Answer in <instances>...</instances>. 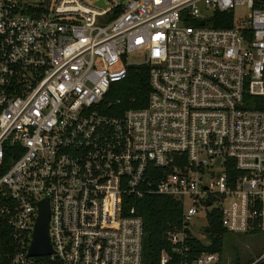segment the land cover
Returning a JSON list of instances; mask_svg holds the SVG:
<instances>
[{
	"label": "built area",
	"instance_id": "built-area-1",
	"mask_svg": "<svg viewBox=\"0 0 264 264\" xmlns=\"http://www.w3.org/2000/svg\"><path fill=\"white\" fill-rule=\"evenodd\" d=\"M99 1L0 0V264H143L131 203L156 194L183 204L160 264H222L194 247L211 213L264 235V0ZM132 65L151 90L122 111ZM46 199L53 253L33 256Z\"/></svg>",
	"mask_w": 264,
	"mask_h": 264
},
{
	"label": "trees",
	"instance_id": "trees-1",
	"mask_svg": "<svg viewBox=\"0 0 264 264\" xmlns=\"http://www.w3.org/2000/svg\"><path fill=\"white\" fill-rule=\"evenodd\" d=\"M232 20V13L216 11L211 18V24L215 27L231 26ZM150 90L149 67L132 65L129 67L127 78L113 86L107 101L114 102V108L122 111L145 107ZM131 204L136 206L138 214L144 220L143 264H160L162 251H169L172 247L168 232L182 226L183 204L174 197L159 194L146 195ZM131 204L129 203V206ZM210 222L206 231L211 241L208 244L196 241L194 247L197 252H217L222 257L224 237L229 232L221 225L219 212L210 214ZM42 260L45 261L46 258Z\"/></svg>",
	"mask_w": 264,
	"mask_h": 264
},
{
	"label": "rangeland",
	"instance_id": "rangeland-1",
	"mask_svg": "<svg viewBox=\"0 0 264 264\" xmlns=\"http://www.w3.org/2000/svg\"><path fill=\"white\" fill-rule=\"evenodd\" d=\"M23 5H36L42 0H16ZM89 2L90 0H85ZM249 13L248 7L243 5L236 10L238 17L245 16ZM141 56H132L133 62L141 61ZM204 220L203 217H200ZM264 252V235L262 233H227L224 237L222 264H251L257 262Z\"/></svg>",
	"mask_w": 264,
	"mask_h": 264
},
{
	"label": "water",
	"instance_id": "water-1",
	"mask_svg": "<svg viewBox=\"0 0 264 264\" xmlns=\"http://www.w3.org/2000/svg\"><path fill=\"white\" fill-rule=\"evenodd\" d=\"M98 3L104 5L103 0H100ZM39 208V217L33 233L30 255L46 256L53 253L49 235L50 208L48 200L41 201L39 203Z\"/></svg>",
	"mask_w": 264,
	"mask_h": 264
}]
</instances>
